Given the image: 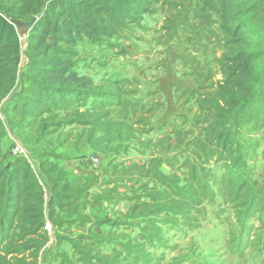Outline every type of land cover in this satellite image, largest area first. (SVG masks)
<instances>
[{"label": "rangeland", "instance_id": "1", "mask_svg": "<svg viewBox=\"0 0 264 264\" xmlns=\"http://www.w3.org/2000/svg\"><path fill=\"white\" fill-rule=\"evenodd\" d=\"M133 16L117 30L98 35L101 42L83 40L71 50L89 98L67 112H54L50 118L56 120L43 134L40 117L28 123L29 119L24 122L23 116L6 110L7 96L0 104V146L15 155L13 145L18 143L28 159L20 139H39L36 148L48 149L49 161L65 171L72 187L80 173L89 172V166L83 165L86 159H99V175L85 180L89 196L79 205H86V215L102 216L106 222L126 220L133 207L135 215L151 209L150 240L142 238L136 225L114 229V236L131 232L139 236V249L149 256L147 264H264V111L242 109L246 122L230 121L229 127L239 131L237 139L233 127L231 151L215 143L213 106L223 84L221 68L227 64L223 58L230 52L221 45L215 16L204 0H143ZM26 46L24 40L21 67L28 62ZM45 188L42 204H34L37 197L31 194L26 205L41 207L46 215ZM189 189L193 200L182 202L178 192ZM173 201L184 203L180 214L171 207ZM64 212L66 208L57 207L54 217L64 218ZM140 222L146 224V219ZM66 225L58 231L69 241H62L57 249L47 251L57 234L50 223V231L26 236L27 242L12 246L22 250L29 242L47 239L42 257L30 247L6 260L11 264L14 257L23 264L84 263L70 241L88 254L98 238L87 233L88 223L75 224L69 232L64 230ZM96 226L93 233H101ZM19 229L27 233L30 228L19 221L11 239L18 240ZM5 247H0V254ZM127 263L135 262L130 258Z\"/></svg>", "mask_w": 264, "mask_h": 264}, {"label": "trees", "instance_id": "2", "mask_svg": "<svg viewBox=\"0 0 264 264\" xmlns=\"http://www.w3.org/2000/svg\"><path fill=\"white\" fill-rule=\"evenodd\" d=\"M142 1L0 0V104L9 96L10 106L6 110L23 116L24 122L29 119L28 123L40 117V134H43L50 122H55L56 117L50 118L54 112H67L73 105L89 98L87 85L79 77L73 57H70L71 50L83 40L99 43L101 39L98 35L104 37L110 28L117 30L120 23L132 15L131 19L136 18ZM204 4L216 18L223 49L230 51L229 56L223 58L227 64L221 68L223 84L218 90L219 99L213 106L216 116L213 115L211 123L215 143L225 147L223 150L227 152L235 143L233 127L236 128L237 139L239 135L236 126L229 127L230 121L239 125L246 122L242 109L255 108L257 114L264 111V0H204ZM34 16L38 19L26 37L28 62L21 67L20 29L11 21L29 22ZM249 118L258 122L255 116ZM28 139H20L28 152V159L5 153L0 146V247L6 246L0 254V264H11L6 260L7 256H18V252L24 254L30 247L40 253L47 239L32 245L29 242L21 251L12 246L27 242L24 240L26 236L30 238L32 234L45 233L46 220L53 224L57 232L53 245L47 251L54 247L57 249L64 240L69 241L59 234L62 224H67L64 230L69 232L75 224L83 226L91 222L90 216L85 213L86 205H79L86 198V183L70 186L65 171L49 161L48 149L36 148L39 139L33 142ZM40 181L45 183L49 195L46 215L45 209L26 205L28 200L31 201V194L37 197L34 204H42L45 187L42 188ZM191 191L187 190V194L178 192L182 202L193 200ZM183 204L173 201L171 207L177 208L180 214ZM57 207L67 209L63 213L64 218L54 217ZM80 209L84 210L83 214ZM132 212L126 217V225L139 226L142 238L150 240L153 235H149V229H154L151 209L135 215L133 207ZM15 218L22 221L24 228H30L27 233L19 229L21 235L16 241L11 239L19 223H15ZM144 219L146 224L140 222ZM108 224L112 231L103 237L91 233L90 236L98 239L88 254L83 252L81 245L70 241L71 249L76 251L74 253L84 256L80 259L83 264H97L88 263L93 260L101 264H128L130 258L133 263L147 264L149 256L140 251L139 236L133 237L131 233L114 236V228L118 225L115 221ZM78 236L81 240L82 236ZM118 244L121 249H116ZM102 247L112 249V256H103ZM98 248L102 249L98 251ZM85 257L89 260L85 261ZM13 262L23 264L19 257H14Z\"/></svg>", "mask_w": 264, "mask_h": 264}, {"label": "crops", "instance_id": "3", "mask_svg": "<svg viewBox=\"0 0 264 264\" xmlns=\"http://www.w3.org/2000/svg\"><path fill=\"white\" fill-rule=\"evenodd\" d=\"M93 155V154H92ZM108 157L106 156L104 159H107ZM103 159V160H104ZM68 163H70L69 161H68ZM78 164V166H79V170H80V172H81V170H82V165H80L79 163H77ZM88 165L89 166V172H86V171H84V172H82V173H80V175L78 176V182H77V184H82V183H85L86 181L85 180H87V181H89V180H91L92 178H94V177H97L98 175H99V168H98V166H99V164H97V165H94L93 163H91V162H89L87 159H86V161L83 163V165ZM87 196H89V191L87 190L86 192H85V197H87ZM110 217V216H109ZM91 218V222L90 223H88V226L85 228L86 229V231H87V233L88 232H91V233H93V226L95 225V223H97V222H99V224H97V226L96 227H98V228H96L95 227V229L97 230V229H99V230H101V233H97V231L95 232L94 231V233L95 234H101V235H106L107 234V232L108 233H110L111 231H112V227L110 226V224L106 227V229L105 228H103V225L104 224H108L109 222H111V221H115L116 222V224L118 225V227H116V229L118 230L121 226H125V227H127V225H126V221H127V219L126 220H123L122 218H112L111 219V221H109L108 223L106 222V219L104 218L103 220H102V216H97V217H90ZM137 220H135V222H136ZM46 223H49L50 224V222L48 221V220H46L45 221V224ZM101 227H102V229H101ZM115 229V228H114ZM44 230L45 231H48L47 229H45L44 228ZM102 230H105V231H102ZM137 230V229H136ZM50 231V230H49ZM70 231H72V229L70 230ZM93 233V234H94ZM131 233H133L134 234V232H131ZM130 234V233H129ZM115 247H116V245H115ZM103 248V247H102ZM102 248H100V249H102ZM116 249H121V247L119 246L118 248H116ZM43 251H44V248L40 251V256L42 257V254H43ZM106 252H108L109 254H107ZM112 253H113V251H112V249H108L107 247H104L103 248V256H109V257H111L112 256ZM83 264V263H82ZM139 264H142V263H139Z\"/></svg>", "mask_w": 264, "mask_h": 264}, {"label": "water", "instance_id": "4", "mask_svg": "<svg viewBox=\"0 0 264 264\" xmlns=\"http://www.w3.org/2000/svg\"><path fill=\"white\" fill-rule=\"evenodd\" d=\"M37 17L34 16L31 18V20L29 22H21L18 20H12L11 24L14 25L15 27L20 29V33L23 36H27V34L29 33V31L32 29L33 25L35 24V22L37 21Z\"/></svg>", "mask_w": 264, "mask_h": 264}, {"label": "built area", "instance_id": "5", "mask_svg": "<svg viewBox=\"0 0 264 264\" xmlns=\"http://www.w3.org/2000/svg\"><path fill=\"white\" fill-rule=\"evenodd\" d=\"M20 43L22 44V42L26 39L24 36L22 35H19L18 37ZM13 149H14V154L15 155H22L26 158V151L18 144V143H15L13 145ZM89 162L93 163L94 165H97L98 162H99V159L97 160L95 157H91L90 159H88ZM46 229H49V224H46L45 226Z\"/></svg>", "mask_w": 264, "mask_h": 264}, {"label": "clouds", "instance_id": "6", "mask_svg": "<svg viewBox=\"0 0 264 264\" xmlns=\"http://www.w3.org/2000/svg\"><path fill=\"white\" fill-rule=\"evenodd\" d=\"M19 35H22L21 33L19 34ZM28 35V34H27ZM23 36V35H22ZM25 38L27 37V36H24ZM26 40V39H25ZM20 42V41H19ZM22 45V44H21ZM22 48V47H21ZM46 224H49V223H46ZM46 224H45V226H46ZM46 229V228H45ZM49 229H50V224H49ZM49 229H47L48 231H49Z\"/></svg>", "mask_w": 264, "mask_h": 264}]
</instances>
